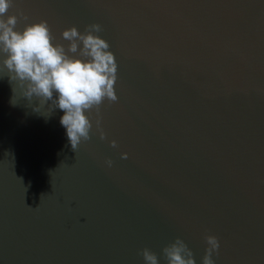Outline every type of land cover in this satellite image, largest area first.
Segmentation results:
<instances>
[{
    "label": "water",
    "instance_id": "1",
    "mask_svg": "<svg viewBox=\"0 0 264 264\" xmlns=\"http://www.w3.org/2000/svg\"><path fill=\"white\" fill-rule=\"evenodd\" d=\"M13 5L17 30L46 21L65 47L99 24L118 100L86 113L74 152L63 111L0 78V264H145L144 248L167 264L177 238L202 264L207 235L214 264H264V0Z\"/></svg>",
    "mask_w": 264,
    "mask_h": 264
},
{
    "label": "clouds",
    "instance_id": "2",
    "mask_svg": "<svg viewBox=\"0 0 264 264\" xmlns=\"http://www.w3.org/2000/svg\"><path fill=\"white\" fill-rule=\"evenodd\" d=\"M13 0H0V78L7 77L11 85L18 84L22 98L33 103V111L41 113L47 108L49 115L56 109L63 111L61 125L66 129L72 150L76 152L82 142L90 140L93 123L86 113L99 112L105 100H118V64L109 50V43L94 33L102 28L99 24L89 25L83 33L76 27L64 30L63 43H56L46 21L27 25L17 30L19 16L9 15ZM22 15V13L20 14ZM77 54L79 57L77 58ZM10 103L17 105L13 87ZM100 129V120H96ZM100 138L105 135L100 130ZM117 147L116 141L111 142ZM123 158H127L124 154ZM108 167L113 162L106 161ZM206 254L202 264H214L213 255L218 254L220 243L216 236H205ZM167 264H196L193 252L184 240L177 238L162 249ZM145 264H159L156 253L144 248L140 253Z\"/></svg>",
    "mask_w": 264,
    "mask_h": 264
}]
</instances>
